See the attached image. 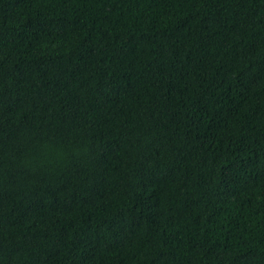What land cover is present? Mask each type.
I'll return each mask as SVG.
<instances>
[{
    "label": "trees",
    "instance_id": "trees-1",
    "mask_svg": "<svg viewBox=\"0 0 264 264\" xmlns=\"http://www.w3.org/2000/svg\"><path fill=\"white\" fill-rule=\"evenodd\" d=\"M0 264H264V0H0Z\"/></svg>",
    "mask_w": 264,
    "mask_h": 264
}]
</instances>
